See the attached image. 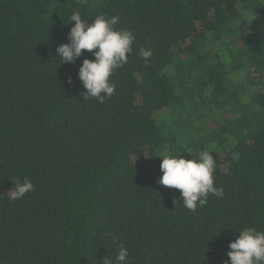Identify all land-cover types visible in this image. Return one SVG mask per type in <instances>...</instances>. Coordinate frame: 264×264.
<instances>
[{"label":"trees","instance_id":"obj_1","mask_svg":"<svg viewBox=\"0 0 264 264\" xmlns=\"http://www.w3.org/2000/svg\"><path fill=\"white\" fill-rule=\"evenodd\" d=\"M76 11L89 23L119 16L115 27L136 36L104 103L81 95L92 53L75 64L57 53ZM255 20L264 0H0V264H101L117 254L113 235L130 264H225L239 231H264ZM204 150L225 195L176 207L180 190L158 183L161 157ZM25 177L34 191L3 197Z\"/></svg>","mask_w":264,"mask_h":264},{"label":"clouds","instance_id":"obj_2","mask_svg":"<svg viewBox=\"0 0 264 264\" xmlns=\"http://www.w3.org/2000/svg\"><path fill=\"white\" fill-rule=\"evenodd\" d=\"M69 20V23L74 21L75 24L70 29L69 43L57 48L59 59L62 63L75 64L85 51L92 53L94 59L85 58L78 73L86 89L81 95L85 102L94 98L104 103L115 94L116 85L111 77L117 69H122L128 63L136 36L131 30L115 27L120 20L119 16L108 17L101 14L89 23L76 11ZM137 55L147 63L153 56V51L141 47ZM68 83H73L71 77ZM233 158L238 159V154ZM161 159L163 175L158 183L180 190V196L173 201L176 207L195 212L207 205L210 194L217 198L225 195L223 187L215 186L217 165L209 151L204 150L198 158L193 159L168 154L162 155ZM31 191H34V185L28 178H17L14 187L3 197H7L9 202H15ZM113 241L117 242L118 248L115 258L107 255L101 264H130L128 249L118 243V236L113 235ZM229 248V260L225 264H264V231L254 227L244 228L239 231L238 238L230 243Z\"/></svg>","mask_w":264,"mask_h":264},{"label":"rangeland","instance_id":"obj_3","mask_svg":"<svg viewBox=\"0 0 264 264\" xmlns=\"http://www.w3.org/2000/svg\"><path fill=\"white\" fill-rule=\"evenodd\" d=\"M255 22L257 23V25L259 26V27H261L262 28V30L264 31V20H255ZM261 30V31H262ZM239 77H242L241 75H238L234 80V82H237L238 80H239ZM166 117H169L168 115L166 116Z\"/></svg>","mask_w":264,"mask_h":264}]
</instances>
